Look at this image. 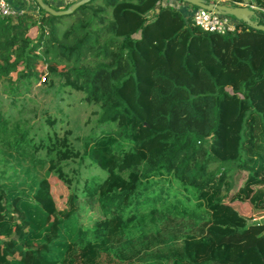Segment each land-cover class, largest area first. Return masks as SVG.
<instances>
[{
  "label": "trees",
  "instance_id": "16d2710c",
  "mask_svg": "<svg viewBox=\"0 0 264 264\" xmlns=\"http://www.w3.org/2000/svg\"><path fill=\"white\" fill-rule=\"evenodd\" d=\"M160 2L0 15L10 106L42 78L58 93L37 124L0 107V264H264V31L238 19L207 31ZM254 3L264 24V0ZM60 91L96 108L86 135L65 127ZM82 166L98 171L85 178L100 212L87 225Z\"/></svg>",
  "mask_w": 264,
  "mask_h": 264
},
{
  "label": "rangeland",
  "instance_id": "374dc122",
  "mask_svg": "<svg viewBox=\"0 0 264 264\" xmlns=\"http://www.w3.org/2000/svg\"><path fill=\"white\" fill-rule=\"evenodd\" d=\"M46 1L49 2V4H51L52 6H56V4H54L51 0H46ZM210 1L229 5V3L226 0H215V1L210 0ZM164 3L165 1L161 0L160 5L161 4L163 5ZM244 3H252L246 5L251 9H253L254 6L253 4H255L254 0H244ZM150 13L151 12H149L148 16L151 15ZM190 13L189 14L184 13V15L188 16L190 15ZM182 52H183V46H180L175 50L174 57L171 63L173 65V68L178 67L180 65ZM44 82L45 80H41L40 83H34L28 86L26 89H22L20 92L21 94H19L16 97L17 105L14 107L10 106V102L6 100L7 94L2 91V88L0 86V97L2 98V101H0V107L2 108V110H8L10 108L12 114L15 117L20 116L24 119L28 118L30 119V121L34 122L36 120L35 117H33L34 113L36 112V115H39L40 108L45 106L50 107V105H52L51 101L52 99H54V93H57L56 87L49 88L47 84H45ZM60 92H62L64 97V101L61 103V105L64 107L67 113L66 116L68 118L65 127L72 128L74 133L78 134L79 136L86 135L90 131V129H92L95 125V119L97 117L95 113L96 108L92 105H85L84 103H81L78 100L77 93L72 94L73 92H70L71 96H69L66 94L67 91H60ZM51 112H53V110H51ZM59 131L62 132V128H60ZM157 149H158V142L157 139H155L150 145V150L153 153L156 152ZM2 170H3V165L0 162V173L3 172ZM8 172L6 173L8 174ZM79 172H80V183L76 190L77 197L75 199V203L78 207L76 213H77V217L80 219L83 225L84 224L87 225L90 224L91 221H93L94 219L98 218L100 216V212L98 209L94 207V204L92 203V197L89 196L87 193V188L85 186V178L89 177L90 175L96 174L98 171L93 169H87L82 166L80 167ZM241 178L235 180L233 190L238 188L242 184ZM37 199L41 201V203L44 205L46 209L51 210L52 204L47 193L42 192L37 197ZM259 221H264V217H262V219Z\"/></svg>",
  "mask_w": 264,
  "mask_h": 264
},
{
  "label": "water",
  "instance_id": "95a60500",
  "mask_svg": "<svg viewBox=\"0 0 264 264\" xmlns=\"http://www.w3.org/2000/svg\"><path fill=\"white\" fill-rule=\"evenodd\" d=\"M33 1L37 4V6H39L47 13H50L52 15H67L71 13L75 8L85 3L87 0H76L66 9H55L50 5H48L47 3H45L44 0H33ZM181 1H184L185 3L192 6H196L197 8L206 9L220 14L231 15L257 30L264 31V24H258L257 21L251 19V17L254 16V11L253 9H251L246 5L231 6L217 2L207 3L205 0H181Z\"/></svg>",
  "mask_w": 264,
  "mask_h": 264
},
{
  "label": "built area",
  "instance_id": "2783aa9c",
  "mask_svg": "<svg viewBox=\"0 0 264 264\" xmlns=\"http://www.w3.org/2000/svg\"><path fill=\"white\" fill-rule=\"evenodd\" d=\"M51 1L54 4H56V6H54L55 9H59L71 0H51ZM0 15L11 18H13L16 15L14 14L10 6L9 0H0ZM192 21L194 24L200 26L204 30L218 32V33H223L226 30L229 31L234 30L238 23L236 18L233 19L228 15L216 13L202 8L194 9L192 13ZM260 219H262V217L258 218L255 221H259Z\"/></svg>",
  "mask_w": 264,
  "mask_h": 264
},
{
  "label": "crops",
  "instance_id": "0c3cea01",
  "mask_svg": "<svg viewBox=\"0 0 264 264\" xmlns=\"http://www.w3.org/2000/svg\"><path fill=\"white\" fill-rule=\"evenodd\" d=\"M164 1H165L164 4H171L182 13L189 14L192 11V7L185 2L179 0H164ZM9 3L14 14L23 13V12L36 13L37 11L36 3L33 0H9Z\"/></svg>",
  "mask_w": 264,
  "mask_h": 264
},
{
  "label": "clouds",
  "instance_id": "9594fccd",
  "mask_svg": "<svg viewBox=\"0 0 264 264\" xmlns=\"http://www.w3.org/2000/svg\"><path fill=\"white\" fill-rule=\"evenodd\" d=\"M60 9V8H59Z\"/></svg>",
  "mask_w": 264,
  "mask_h": 264
}]
</instances>
